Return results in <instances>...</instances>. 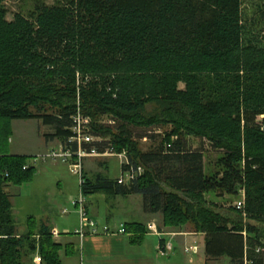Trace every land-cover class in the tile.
I'll list each match as a JSON object with an SVG mask.
<instances>
[{
	"label": "trees",
	"instance_id": "16d2710c",
	"mask_svg": "<svg viewBox=\"0 0 264 264\" xmlns=\"http://www.w3.org/2000/svg\"><path fill=\"white\" fill-rule=\"evenodd\" d=\"M6 1L0 0V264H24L37 251L45 264H61L47 229L39 244L17 237L5 188L33 181L36 167L6 145L13 121L38 120L53 131L47 139L66 146L78 111L93 120V135L110 138L87 149L126 151L130 165L122 174L144 169L128 185L85 173L86 197L141 195L144 211L162 214L166 227L190 223L205 234L209 260L264 264V47L246 37L244 0L40 2L31 18L17 14L13 21ZM149 105L158 108L151 115ZM105 116L118 132L98 124ZM156 127L170 129L143 152L133 134L154 142L148 129ZM191 137L224 155L220 180L209 177L205 151L193 150ZM237 184L244 210L220 214L206 197L234 195Z\"/></svg>",
	"mask_w": 264,
	"mask_h": 264
},
{
	"label": "crops",
	"instance_id": "0c3cea01",
	"mask_svg": "<svg viewBox=\"0 0 264 264\" xmlns=\"http://www.w3.org/2000/svg\"><path fill=\"white\" fill-rule=\"evenodd\" d=\"M52 132L50 129L49 134ZM43 144L47 146L45 148H48L49 152L60 148L62 143L59 140L45 139ZM57 144L59 147H55ZM12 155L21 156L14 153ZM108 167L106 164H99V169ZM35 172L34 179L30 183L22 186L8 184L5 188L13 206L12 197L20 196L24 186L38 182L39 189L36 194L46 205L44 214L41 216H35L32 212L26 211L28 216L24 223L18 224L16 215H14L17 237L29 236L39 244L42 239L41 231L47 229L52 236V242L58 246L61 264H231L226 257L209 260L206 256L205 234L197 233L189 224L181 228L168 229L164 225L162 214H151L144 211L143 198L141 199L142 196L137 194L126 197L105 194L106 207L111 208V212L106 213L102 212L97 199L90 202L96 196L93 198L88 196L89 214L92 218L98 217L103 226L99 228L97 235H88L81 239L77 234L79 220L78 216H75L76 213L72 212L70 218L63 217L68 214L67 205L72 206L74 202L73 196L61 190L64 185L66 186L67 173L71 174L67 166L58 162H42ZM85 173L89 178L103 174L91 168L85 170ZM115 214L124 216L128 220L124 223L127 226L135 223L137 227L132 230L128 228L129 226L125 227V234H118L119 230L112 232L111 221ZM152 223L158 228L160 236L148 229V224ZM105 226H108L111 232L104 233ZM54 230L59 232L58 236L53 235ZM168 245L172 249L164 250ZM160 248L168 255H160ZM24 264L45 263L37 251L27 254L24 257Z\"/></svg>",
	"mask_w": 264,
	"mask_h": 264
},
{
	"label": "rangeland",
	"instance_id": "374dc122",
	"mask_svg": "<svg viewBox=\"0 0 264 264\" xmlns=\"http://www.w3.org/2000/svg\"><path fill=\"white\" fill-rule=\"evenodd\" d=\"M69 0H7L4 3L5 10L7 12V20L13 21L15 16L17 14H21L26 16L27 18H31V14L36 10L37 5L42 2L46 5H55L56 3H67ZM243 25L245 28L246 37L249 39H253L260 44V46L264 47V0H244L243 1ZM181 89H185L184 84H180ZM156 105H149L147 107V114L151 115L156 112L157 110ZM32 112H35V110L32 109ZM264 117L259 118L260 122H262ZM97 122V121H96ZM98 124L102 125L104 128H110L113 132H118L117 127L118 124L114 122V120L111 117L105 116L98 119ZM93 125V120H92ZM49 127L44 126L40 121L38 120H15L12 122V130L13 134L11 137V141L9 143V146L6 145V150L9 152L10 155L12 153L14 154H27L26 157H28V163L30 165L34 166V162L38 161L37 164L34 167L40 166L42 164V161H40V157L44 154H46L48 151V148H45L44 141L47 139V135H49L50 132ZM169 127H156L148 129L150 130L149 133L152 135H155L158 139L157 141H151L147 139H135V135L133 134V139L138 142L140 149L143 152H148L150 150L155 149L159 146L161 141L164 139L165 131H169ZM140 131V130H138ZM94 139L96 141H103V142H109V137H103L101 135L95 136ZM187 141L189 145L193 148V150L199 149L203 147L205 151V166L206 171L214 180H220L224 174L225 167L222 165H218L219 160L223 158L224 155L220 151L214 150L210 144L207 142H202L199 139L196 138H187ZM100 143V142H99ZM50 147V146H49ZM55 147H59V144H57ZM115 151V150H114ZM115 156H101V157H92L87 158L85 160V170H89L90 168L97 171L103 172L104 175H107L109 178L118 180L120 177H122V159L117 157L116 154H119L117 151L114 152ZM125 159V158H124ZM126 161V159H125ZM50 161H47L45 163H48ZM106 164L109 167L107 169H99V164ZM217 164V165H216ZM68 168V166H67ZM94 171H92L93 173ZM217 172V173H216ZM90 174V172H89ZM66 186L64 185L61 190L65 194H70V196H73V201L77 200L80 194V179L77 176H74L73 174H68L65 180ZM38 182H34L31 184H28L24 186L21 190L20 196L12 197L13 202V213L16 215V218L18 220V224L21 222L24 223L27 220V212H32L35 216H41L44 214L45 211V203L42 202V198L38 196L36 193L38 191ZM169 189V188H166ZM236 193L234 195L230 194H223L222 197H216L215 194H210L206 198L210 201H215L218 204L217 211L222 215H231L229 212L230 208H237L239 201H245L243 197V189L240 184H237L236 186ZM218 193V192H217ZM220 193V192H219ZM98 195V196H97ZM92 198L96 196V198L91 199L90 202H93L92 200H96L99 203V206L103 213H106L108 211L111 212L110 207H106V202L104 200V193H97V194H91ZM76 197V198H75ZM139 199V198H138ZM142 199V197H141ZM88 201V200H87ZM15 211V212H14ZM27 211V212H26ZM67 215H63V217H71V213L75 212V216H78V228L80 226V217L77 208L72 204V206L67 205ZM64 218V219H65ZM111 224H113L112 232H117L118 230L122 229L123 227L127 228V225L124 224L126 221H128L124 216L115 214L114 217H112ZM95 222H97L100 228L102 225L101 221L98 219V217L95 219ZM153 224V223H152ZM253 224H255L253 222ZM150 224H148L149 226ZM186 226V225H185ZM189 226L194 229V226L189 223ZM184 227V226H182ZM125 228V229H126ZM170 228H181V227H168ZM157 240V239H155ZM226 260L229 262V260L226 258Z\"/></svg>",
	"mask_w": 264,
	"mask_h": 264
},
{
	"label": "built area",
	"instance_id": "2783aa9c",
	"mask_svg": "<svg viewBox=\"0 0 264 264\" xmlns=\"http://www.w3.org/2000/svg\"><path fill=\"white\" fill-rule=\"evenodd\" d=\"M74 122L73 126V136L68 140V144L66 146H60L58 149H54L49 151L48 153L42 155L40 157V161L43 163L50 161V162H58L68 166V169L71 174L74 176L79 177L80 179V194L77 200L73 202V205L77 208L79 217H80V226L77 234L84 239L88 235L95 236L99 233L98 223L90 216L88 208H87V197L82 193V186L85 184V160L87 158L92 157H101V156H115L114 149L112 147L108 148L105 153H101L98 151L96 147H92L87 149V145H91L96 141L94 139V135L92 132V120L89 117L84 116L81 114L80 111L72 118ZM76 144V148L71 147L70 145ZM117 157L122 159V163L126 165H130L129 157L127 152H123L121 154H116ZM126 161H125V159ZM38 161L34 162V166L37 164ZM30 165V164H29ZM29 165L26 166L24 169H28ZM33 166V165H30ZM144 169L142 167H138L135 169L133 166L119 179L120 184L128 185L130 182L135 181L141 175H143ZM245 192L243 191V197ZM238 209L244 210L245 208V201L242 200L238 202ZM148 229L155 235L160 236V232L155 224H150ZM104 233H109L110 228L108 226L104 227ZM126 229L123 227L117 233L118 234H125ZM54 236H58L59 232L57 230L53 231ZM172 249L170 245L165 247L164 250ZM162 248L159 250V254L162 256L168 255L166 251ZM196 250V249H195ZM189 251V250H188Z\"/></svg>",
	"mask_w": 264,
	"mask_h": 264
}]
</instances>
